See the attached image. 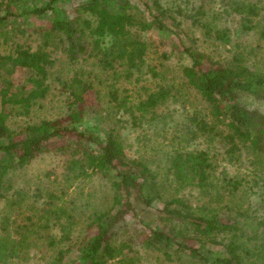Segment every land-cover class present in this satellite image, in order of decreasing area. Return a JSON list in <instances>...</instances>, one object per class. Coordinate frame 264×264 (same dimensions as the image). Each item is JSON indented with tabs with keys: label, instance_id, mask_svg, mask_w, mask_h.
<instances>
[{
	"label": "trees",
	"instance_id": "16d2710c",
	"mask_svg": "<svg viewBox=\"0 0 264 264\" xmlns=\"http://www.w3.org/2000/svg\"><path fill=\"white\" fill-rule=\"evenodd\" d=\"M15 1L20 3L19 12L9 11L6 0H0V38L4 43L10 41L8 50L0 53V202L6 201L10 210L0 231V264H29L41 251L48 264H110L111 260L135 264L124 246L116 247L113 241L115 228L129 213L144 223L136 204L145 208L161 204L158 224L144 223L147 234L137 236L136 244L161 255L167 263L264 264V185L257 187L256 181H243L230 171L243 149L264 155V112L248 108L238 99L241 91L260 97L264 73L214 62L182 42L177 15L190 18L194 25H202V21L186 14L184 4L174 0L169 7L164 0ZM76 2L73 10L58 6ZM233 5L243 31L254 30L259 16L255 4L241 0ZM31 21L38 22L35 46L18 40V34H25L23 25ZM210 22L203 24L207 34L230 42L228 28L222 24L210 27ZM13 23L17 28L8 34V25ZM154 29L167 32L173 47L187 58L181 72L206 107L205 114L192 115L195 131L190 138L205 135V145L185 146L170 154L163 179L147 164L127 158L109 115L103 117L107 128L81 120L105 106L109 111L108 105L127 116L131 127H139L177 97L173 84L144 79L146 34ZM259 33L264 38V28ZM57 50L77 65L69 78L60 81L71 112L12 130L8 124L12 110L26 114L47 97L49 69L55 63L52 53ZM16 72L24 75L20 88H15ZM139 82L140 90L128 94L126 84L134 87ZM215 140L224 147L221 155H228L227 165H218V156L207 147L211 145L207 141ZM44 152L55 153L63 161L61 170L48 172L51 180L46 191L29 193L18 188L10 193L6 186L9 171L30 164ZM91 175L109 181L111 202L108 209L95 211L79 230L72 208L64 207L63 185ZM165 186H172L176 194L196 189L199 201L192 204L175 195L163 198ZM251 190L262 198H254L252 203ZM239 192L247 196L250 206L242 209L224 200ZM91 228L94 232L89 234ZM186 233H192L194 243L187 242ZM134 242L131 239L128 248L134 249Z\"/></svg>",
	"mask_w": 264,
	"mask_h": 264
},
{
	"label": "rangeland",
	"instance_id": "374dc122",
	"mask_svg": "<svg viewBox=\"0 0 264 264\" xmlns=\"http://www.w3.org/2000/svg\"><path fill=\"white\" fill-rule=\"evenodd\" d=\"M149 1L146 0V2ZM172 1L164 0L163 3L166 7H169L172 5ZM239 1L241 0H174V2L184 4L182 8L186 14L197 15L200 22L202 21V25H194L190 18L177 15V19L181 23L179 26L181 40L187 45L202 51L214 62L237 64L246 67L251 73L262 74L264 73V38H261L259 31L264 28V0H250L258 9L259 16L256 28L249 32L243 31L240 25L241 16L239 15V18L233 12L235 11L233 4ZM75 4L77 2L70 4V6L65 3L58 4V6L61 9L71 8L73 10ZM5 6L11 12L20 11V3L18 1L6 0ZM143 7L144 9L146 8L144 5ZM209 21H211L210 27L225 25L229 34L231 33L230 42L223 43L216 36L213 37L207 34L203 24L209 23ZM36 23L38 22L31 21L29 24L23 25L26 28V36L25 34H18V40H27L32 46H35L38 42L35 37L37 33ZM11 28H17L15 23L8 25V34L13 32ZM146 35L148 39L144 55L146 64L144 66V71L146 72L144 79L148 78L154 83L164 81L168 84H173V93H178L177 97L160 107L156 114L148 119L147 123L139 127H131L127 116L119 112L115 113L108 105L110 112L105 106L100 112L86 113L81 120L83 124L89 123L101 126V128H107L103 117L109 115L110 126L122 142L127 158L147 164L151 169L159 172L161 174L160 178L163 179L170 154L185 146L196 148L205 145V135H202V138L191 141L190 138L194 136L195 131L191 119L192 115L195 112H200L201 115L205 114L206 107L200 95L187 85L181 71L182 67L188 63V60L178 49L173 47L174 44L170 43L169 34L154 29L147 32ZM174 43L180 47L179 40ZM9 45L10 41L4 43L3 37H1L0 53H5ZM52 54H54L55 63L49 69L48 82L50 86L47 97L37 101L26 114L18 113L15 109L12 110L8 117V124L12 130L17 131L24 125L35 123L42 118L61 117L71 112L65 103L64 94L66 93L62 89L60 81L69 78L77 65L67 60L63 52H59V50H57L56 54ZM154 72L156 75H154ZM14 81L15 88H20L21 84L24 83V75L16 72ZM146 83L144 81V84L148 86ZM140 85V82L134 83V87L126 84L127 93L129 94L130 91L137 93L140 90ZM260 92L262 95L255 97L248 92L241 91L238 93V99L246 107L264 112V92H262V89ZM206 144H211L207 147L218 156L216 159L218 165H227L228 155H221L224 151L223 145L218 143L217 140L212 143L207 141ZM239 153L237 156H239ZM62 163V157L55 153H41L30 164L22 168H13L9 171L6 183L9 188L8 191L11 193L18 188H22V191L29 193L45 192V189L48 188L47 186L50 185L49 180H51L48 177V172H51L53 168L58 169V167L61 170ZM231 165L230 171L243 181L249 180L252 184L256 181L257 187L264 185V155L254 154L247 149H243L240 159ZM109 185V181L99 175H91L87 178L78 179L71 184L65 183L63 185L66 193L64 207L69 208V210L72 208L74 218L78 220L76 224H78L79 230L84 229L83 225L90 222L95 211H103L109 208L112 195ZM257 187H254L253 190H257ZM244 189L248 190L247 188ZM239 193L226 195L224 200L229 199L234 202L236 207L242 209L245 206H250L247 196L243 192ZM174 195L182 197L192 204L198 203L200 197L196 189H183L176 194L173 193L172 186L164 187L163 198ZM254 198H262V196H259V194L255 195L254 191H252L250 198L252 203L255 202ZM200 201L206 202V199L201 197ZM4 202L6 201L2 200L0 202V231L6 222L5 217H9L10 212L8 204ZM140 205L136 204L137 211L143 217L144 223L148 222L152 227L158 224L156 220L158 217L157 209L161 207V204L153 205L150 208H145L143 204ZM125 218L115 228V241L113 242L116 247L122 244L125 248V253L128 252L133 257L135 264H177L176 262L167 263L161 259V255L154 251L145 250L136 244V237L141 234L146 235L147 229L145 230L143 222L138 221L137 216L132 217V213H129ZM88 232L91 234L94 229L91 228ZM262 232L264 233V225L261 227ZM186 234L188 236L187 242L190 244L194 243L192 233ZM131 239L135 240V245L132 246L134 249L128 248L127 245ZM47 260L45 251H41V253L31 257L29 264H48ZM113 262L111 260L110 264H114ZM11 264L15 263L11 262Z\"/></svg>",
	"mask_w": 264,
	"mask_h": 264
}]
</instances>
